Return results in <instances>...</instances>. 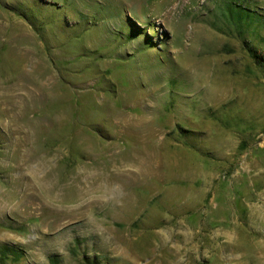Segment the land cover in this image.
<instances>
[{"label":"rangeland","instance_id":"374dc122","mask_svg":"<svg viewBox=\"0 0 264 264\" xmlns=\"http://www.w3.org/2000/svg\"><path fill=\"white\" fill-rule=\"evenodd\" d=\"M0 264H264V0H0Z\"/></svg>","mask_w":264,"mask_h":264},{"label":"bare ground","instance_id":"6f19581e","mask_svg":"<svg viewBox=\"0 0 264 264\" xmlns=\"http://www.w3.org/2000/svg\"><path fill=\"white\" fill-rule=\"evenodd\" d=\"M107 186H108V185H107ZM112 190H113V189H112V188H110V189H109V192H111ZM105 192H106V191H105Z\"/></svg>","mask_w":264,"mask_h":264}]
</instances>
